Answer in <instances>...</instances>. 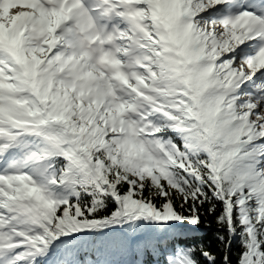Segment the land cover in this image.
<instances>
[{
  "label": "snow or ice",
  "instance_id": "1",
  "mask_svg": "<svg viewBox=\"0 0 264 264\" xmlns=\"http://www.w3.org/2000/svg\"><path fill=\"white\" fill-rule=\"evenodd\" d=\"M0 264H264V0H0Z\"/></svg>",
  "mask_w": 264,
  "mask_h": 264
},
{
  "label": "trees",
  "instance_id": "2",
  "mask_svg": "<svg viewBox=\"0 0 264 264\" xmlns=\"http://www.w3.org/2000/svg\"><path fill=\"white\" fill-rule=\"evenodd\" d=\"M202 236H203V239L205 241H209L211 242L213 248H216L218 246V242L214 239V236H213V233L211 231H207L205 230L203 233H202ZM233 252L236 251V246L234 245L233 246ZM234 258V257H233Z\"/></svg>",
  "mask_w": 264,
  "mask_h": 264
}]
</instances>
